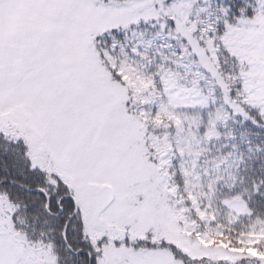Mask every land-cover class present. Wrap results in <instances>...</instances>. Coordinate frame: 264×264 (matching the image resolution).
I'll use <instances>...</instances> for the list:
<instances>
[{"label": "rangeland", "instance_id": "1", "mask_svg": "<svg viewBox=\"0 0 264 264\" xmlns=\"http://www.w3.org/2000/svg\"><path fill=\"white\" fill-rule=\"evenodd\" d=\"M227 15L216 0H0V131L24 141L32 165L69 187L97 264H264L253 247L213 244L172 173L178 153L184 175L199 180L204 169L187 159L191 143L201 142L203 127L226 122L230 109L241 112L212 58L214 40L244 66L246 103L264 108V0L236 25ZM141 21L157 22L154 37L132 29ZM119 30L123 41L109 34L107 49L96 48L97 36ZM157 42L179 49V58L150 74L140 49ZM210 105L206 122L175 111ZM231 207L245 211L237 200ZM14 212L0 193V264H57L51 246L17 230ZM140 241L153 246L136 247Z\"/></svg>", "mask_w": 264, "mask_h": 264}, {"label": "trees", "instance_id": "2", "mask_svg": "<svg viewBox=\"0 0 264 264\" xmlns=\"http://www.w3.org/2000/svg\"><path fill=\"white\" fill-rule=\"evenodd\" d=\"M216 2L228 8L229 25H236L242 17L251 18L258 12V0ZM167 19L169 20L167 33L172 35L175 32V24L172 17ZM132 29L145 30L147 36L154 37L159 25L156 21H141L138 25H133ZM216 31L217 35H223L224 25ZM109 34H114L113 37L122 41L126 36V33L120 30L97 36L98 50L107 49ZM212 34L214 33H210ZM196 35L200 37L199 32H196ZM170 43L175 46L176 40H170ZM200 43L207 50L208 44L204 41ZM213 45L218 53L213 55L212 51L208 50L225 79L230 100L241 112L235 113L230 109L231 116L226 122L216 124L213 128L203 127L201 142L191 143L195 151L192 150L187 159L191 162L197 159L194 165L204 169L199 180L193 174L184 175V169L181 168L182 159L178 153L179 157L174 161L172 173L175 184L186 198V205L191 209L193 221L213 244L224 243L229 248L237 250L253 247L264 252V108L251 106L244 100L243 80L240 76L244 66L238 58L230 54L220 40H214ZM176 50L173 53V50L157 42L155 48L140 49V52L141 58L148 65L149 73L152 74L160 65L169 69L174 68L170 62L179 58V49ZM110 69L113 79L119 81L117 72ZM234 75L237 79L232 82L230 78ZM202 90V102L207 103L209 95ZM214 96L217 97V94ZM212 108L210 105L204 108H176L175 111L197 113L206 122L210 116L208 112ZM196 150L200 151L199 155L195 154ZM37 189L44 190L50 198L49 211L46 209V195L41 191H34ZM0 193L6 195L15 208L13 223L17 230L25 235L28 241L51 246L57 264H97V255L84 234L80 211L69 225L67 243L64 241V227L69 215L75 210L69 187L57 175L35 168L28 155L26 143L10 139L2 131H0ZM194 199H197V204ZM235 200L245 205L243 213L232 210L231 203ZM61 208L63 211L59 213ZM135 246L153 245L151 242L140 241ZM172 248L177 257L187 260L186 255L175 246Z\"/></svg>", "mask_w": 264, "mask_h": 264}, {"label": "water", "instance_id": "3", "mask_svg": "<svg viewBox=\"0 0 264 264\" xmlns=\"http://www.w3.org/2000/svg\"><path fill=\"white\" fill-rule=\"evenodd\" d=\"M30 191H31V190H30ZM34 191H41V192H43V193L46 195V197H47L46 209L49 211L50 198L48 197V195L46 194V192H45L44 190H42V189H37V190H34ZM70 198H71V199L74 201V203H75V210H74L73 214L69 215V217H68V221L66 222V225H65V227H64L63 238H64L65 243H67V231H68L69 225H70V223L72 222V220L76 217V215H77L78 212H79V208H78V204H77L76 200H75L74 197H72V196H70ZM62 211H63V210H62V208H61L59 213H61ZM59 213H58V214H59Z\"/></svg>", "mask_w": 264, "mask_h": 264}]
</instances>
